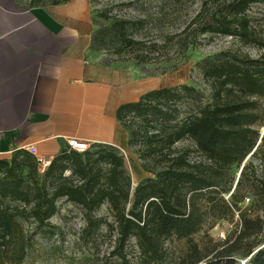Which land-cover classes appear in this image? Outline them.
I'll use <instances>...</instances> for the list:
<instances>
[{"label":"trees","instance_id":"obj_1","mask_svg":"<svg viewBox=\"0 0 264 264\" xmlns=\"http://www.w3.org/2000/svg\"><path fill=\"white\" fill-rule=\"evenodd\" d=\"M257 6L264 7V0H226L196 30L234 36L264 50V17L252 13ZM126 22L116 20L110 30L130 46L142 44L128 36ZM200 67L211 81L212 101L199 103L186 116L181 117L180 104L200 96L189 85L154 89L120 107L130 146L140 145L136 173H151L133 196L125 157L114 147L97 144L98 149L83 153L65 149L45 172L52 187L26 180L27 159H19L23 150L0 158V264H23L39 246L38 233L55 235L51 219L61 199L85 212L80 240L115 236L102 256L116 257L117 264H264V51L258 57L207 59ZM183 140L195 144L199 159L175 147ZM37 165L40 169L38 160ZM67 170L75 179L65 176ZM104 204L109 217L96 214ZM222 220L232 227L216 239L211 230ZM131 238L139 249L135 263L127 249ZM172 238L185 247L168 246Z\"/></svg>","mask_w":264,"mask_h":264},{"label":"crops","instance_id":"obj_2","mask_svg":"<svg viewBox=\"0 0 264 264\" xmlns=\"http://www.w3.org/2000/svg\"><path fill=\"white\" fill-rule=\"evenodd\" d=\"M92 16L90 0H0V155L33 148L52 159L70 138L107 145L126 154L136 187L149 174L136 173L118 111L169 86L165 75L103 60L93 49Z\"/></svg>","mask_w":264,"mask_h":264},{"label":"rangeland","instance_id":"obj_3","mask_svg":"<svg viewBox=\"0 0 264 264\" xmlns=\"http://www.w3.org/2000/svg\"><path fill=\"white\" fill-rule=\"evenodd\" d=\"M23 1L44 4L62 0ZM225 1L90 0L92 17L96 24L93 49L105 61L134 63L151 76L165 75L164 82L171 88H181L184 85L195 87L200 96L196 100L186 99L180 104L183 109L181 117L186 116L188 112L196 110L199 103L205 104L212 101L211 81L204 76L200 67L204 60H214L232 54L258 57L264 51L257 46L244 45L234 36L209 32L199 33L196 30L205 18L218 13ZM252 11L255 17H264V7L257 6ZM116 20L127 21L128 36L135 42L141 41L142 44L135 43L130 46L129 42L115 35L110 28ZM186 44L189 46H185ZM145 55L151 59L142 61L140 57ZM132 120L130 118V123ZM175 147L178 150H187L191 160L200 157L191 140L180 141ZM130 148L137 157L141 156V152L138 151L139 144L131 145ZM96 149H98L97 144L90 146V151ZM23 151L19 159H27L30 167L23 172L26 180L29 182L36 178L40 183H46L52 187L54 183L52 177H46V174L38 168L36 155L29 149H23ZM26 153H30L33 157H29ZM120 153L126 156L121 150ZM14 154L15 152L0 155V158H11ZM145 163V160H141L144 170L147 171L150 168ZM33 167H36L35 171L32 170ZM148 174L151 175L150 172ZM65 176L71 177V170H67ZM71 178L75 179L73 176ZM135 188L133 185L132 196ZM6 202L12 205L17 204L9 200ZM249 203L250 201L246 200L244 205ZM58 207V213L51 219V223L56 226L53 228L55 235L38 233L36 239L39 246L31 252L23 264H117L116 257L102 256V252L112 249L115 236H110V233L106 234L107 231L104 229L103 233L106 237H99L97 241L87 243L80 240V235L86 225L83 208L65 199L58 202ZM96 214L109 217V205L104 204ZM23 223L29 227L30 223ZM231 227L228 221L222 220L211 230V234L216 239H222ZM196 237L199 238V236ZM167 245L176 251L185 247L184 242L177 241L175 238L169 239ZM127 249L135 263L139 252L136 238L130 239Z\"/></svg>","mask_w":264,"mask_h":264},{"label":"built area","instance_id":"obj_4","mask_svg":"<svg viewBox=\"0 0 264 264\" xmlns=\"http://www.w3.org/2000/svg\"><path fill=\"white\" fill-rule=\"evenodd\" d=\"M67 146H68L69 151L73 150V151L83 153L90 149L91 144L83 140H79L76 138H70L67 140ZM27 149L31 150V152H33L34 154H36L37 152L36 149H33V148H27ZM36 158L38 160L40 170L45 173L47 169L49 168L52 159L50 157L42 156V155H36Z\"/></svg>","mask_w":264,"mask_h":264},{"label":"water","instance_id":"obj_5","mask_svg":"<svg viewBox=\"0 0 264 264\" xmlns=\"http://www.w3.org/2000/svg\"><path fill=\"white\" fill-rule=\"evenodd\" d=\"M262 134H264V129L262 130ZM240 174V173H239Z\"/></svg>","mask_w":264,"mask_h":264}]
</instances>
